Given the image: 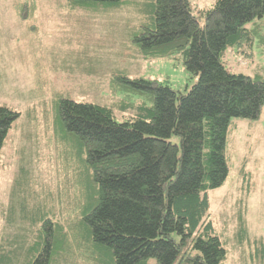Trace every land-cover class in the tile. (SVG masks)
Instances as JSON below:
<instances>
[{"label":"trees","instance_id":"obj_1","mask_svg":"<svg viewBox=\"0 0 264 264\" xmlns=\"http://www.w3.org/2000/svg\"><path fill=\"white\" fill-rule=\"evenodd\" d=\"M66 1L60 5L71 12L122 2ZM146 2L134 47L144 58L181 54L198 83L182 94L157 81L112 76V92L128 99L120 108L135 110L122 122L109 106L60 98L53 127L61 158L76 168H70L75 176L80 172L70 184L72 221L60 215L54 223L42 221L38 207L42 231L26 249L0 248V264H225L224 243L208 218V191L228 176L232 119L259 118L264 81L230 73L221 57L228 47L250 46L246 27L264 18V0H216L199 16L189 0ZM14 3L17 19L35 32L27 21L36 23L37 2ZM132 96L142 101L132 103ZM18 118L0 107V152ZM259 255L264 264V250Z\"/></svg>","mask_w":264,"mask_h":264},{"label":"rangeland","instance_id":"obj_2","mask_svg":"<svg viewBox=\"0 0 264 264\" xmlns=\"http://www.w3.org/2000/svg\"><path fill=\"white\" fill-rule=\"evenodd\" d=\"M34 1L36 23L27 21L35 24L31 32L13 6L32 0H0V107L19 114L0 152V248L5 251L16 244L28 248L42 231L38 207L44 211L42 221L54 223L59 215L72 221L70 184L80 172L75 176L76 168L61 158L53 127L60 98L109 106L122 122L135 110L120 108L128 99L112 92V76L157 81L182 94L198 83L184 69L181 54L144 58L134 47L132 37L146 22V0L95 4L83 12L62 8L66 0L52 2L56 5ZM215 2L189 0L194 16ZM246 28L250 46L228 47L221 61L230 73L264 81V18ZM129 101L139 103L142 97ZM226 160V181L208 191L209 221L224 243L225 264H263L264 108L256 120L232 119Z\"/></svg>","mask_w":264,"mask_h":264}]
</instances>
